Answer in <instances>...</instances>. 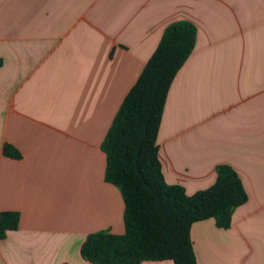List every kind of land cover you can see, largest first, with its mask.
Wrapping results in <instances>:
<instances>
[{
    "label": "crops",
    "instance_id": "obj_1",
    "mask_svg": "<svg viewBox=\"0 0 264 264\" xmlns=\"http://www.w3.org/2000/svg\"><path fill=\"white\" fill-rule=\"evenodd\" d=\"M180 21L196 39L157 132L163 179L193 195L231 167L247 200L226 230L191 226L196 262L264 264V0H0V213H18L0 264H92L80 255L88 235L124 233L100 146Z\"/></svg>",
    "mask_w": 264,
    "mask_h": 264
},
{
    "label": "trees",
    "instance_id": "obj_2",
    "mask_svg": "<svg viewBox=\"0 0 264 264\" xmlns=\"http://www.w3.org/2000/svg\"><path fill=\"white\" fill-rule=\"evenodd\" d=\"M195 39L196 29L188 22L168 26L111 122L100 149L106 161L104 181L115 186L123 200L124 233L88 235L80 255L89 263L197 264L191 226L213 220L217 228L226 230L232 211L247 200L239 176L226 165L216 168L209 188L193 195L163 179L157 132L170 85L191 54ZM3 155L21 158L7 144ZM17 225L18 213H0V240Z\"/></svg>",
    "mask_w": 264,
    "mask_h": 264
}]
</instances>
